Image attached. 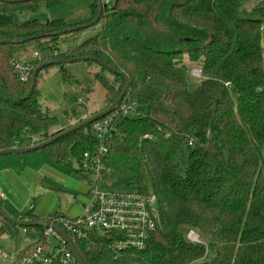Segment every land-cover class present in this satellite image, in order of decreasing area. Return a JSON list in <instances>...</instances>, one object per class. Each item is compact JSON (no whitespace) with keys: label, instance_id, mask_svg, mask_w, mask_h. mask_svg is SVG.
Instances as JSON below:
<instances>
[{"label":"trees","instance_id":"16d2710c","mask_svg":"<svg viewBox=\"0 0 264 264\" xmlns=\"http://www.w3.org/2000/svg\"><path fill=\"white\" fill-rule=\"evenodd\" d=\"M38 1L0 0V151L65 130L49 133L55 117L43 110L37 85L26 97L32 80L20 81L14 62L28 44L50 51L34 61L37 67L86 56L102 68L94 75L106 92L103 109L122 95L115 110L129 100L138 104L113 120L106 165L126 174L135 191L157 198V225L142 248L117 246V235L67 233L83 263L264 264V0H93L88 17L21 21ZM99 14L89 27L98 26L94 35L55 48ZM35 35L41 38L17 42ZM57 64L64 81L76 82L65 63ZM194 68L201 70L198 82ZM111 113L42 148L55 162L72 156L82 164L84 153L97 148L94 123ZM21 227L0 212V237ZM33 227L39 235L45 228ZM192 230L199 242L188 239Z\"/></svg>","mask_w":264,"mask_h":264},{"label":"rangeland","instance_id":"374dc122","mask_svg":"<svg viewBox=\"0 0 264 264\" xmlns=\"http://www.w3.org/2000/svg\"><path fill=\"white\" fill-rule=\"evenodd\" d=\"M49 1L51 2V5H48L46 0H39L35 11L20 14L19 19L21 21L38 19L41 22L55 19L71 21L73 19L88 17L92 14L91 5L93 0H54V3L53 0ZM97 30L98 26L96 28L88 27L86 31L82 32L81 34L78 33L76 38H65V41L60 39L55 48H58L60 51H65L69 47L73 48V46H75L78 42L94 35ZM27 47V52L30 50L28 56H32V52L34 50H36V52L38 50V52H41L43 55H46L50 52L48 49L42 50L38 48L33 43L28 44ZM79 58H81V56L63 59ZM89 63L90 62L88 59L65 63V69L70 72V74L75 78L76 82L64 81L60 74L61 67L58 64H52L38 73L36 85L40 95V103L45 112H48L50 115L55 117L54 122L49 128L50 134L57 133L61 129L68 130L76 126L77 124L87 120L97 113H100L107 104L105 98V89L103 85L98 80H96L94 75L96 72L101 71L102 68L97 63L91 65H89ZM200 71L201 70L197 68L191 70V75L195 82H198L200 79ZM108 73L109 72L106 71V75L110 74ZM141 109L143 110V113L148 111L144 104H141ZM51 138H53V136ZM39 151L40 152H37L39 155H45L46 153L43 149ZM78 167V160L70 156V160L68 162H64L62 170L65 173H69L74 172V169ZM85 175L87 176L85 185L89 188V182L95 181L96 177L94 174L90 173ZM67 183L68 184L64 185V187H57L56 190H54L55 199L57 202L54 212L69 213L68 210L71 208L72 215H76L75 209L83 204L81 194L84 195V192H86V196H88L89 199L90 194L88 193L89 191L87 188L85 190L84 187H80V184L76 185L74 180H68ZM96 186L99 190H111L115 192L136 190V187L130 183L129 177L121 172H112L107 180H100ZM4 203L5 201H2L1 203L3 210ZM155 207L157 209V204ZM49 223L60 227L67 234V232L60 225L52 222ZM24 231L26 233H24ZM195 233L198 235L197 231ZM25 238H29L30 242L26 243ZM39 238L40 235H38L37 229L35 227L22 226L18 235H3L0 237V255L3 256L14 254L20 257L23 252L32 248L33 243L37 242ZM2 256L0 258V264H8V262H3L1 260L3 259Z\"/></svg>","mask_w":264,"mask_h":264},{"label":"built area","instance_id":"2783aa9c","mask_svg":"<svg viewBox=\"0 0 264 264\" xmlns=\"http://www.w3.org/2000/svg\"><path fill=\"white\" fill-rule=\"evenodd\" d=\"M34 58L41 59L40 53L35 51ZM14 68L20 81L26 83L32 80L35 68L32 62L17 59ZM137 106V102L133 100L123 102L106 118L94 123L97 148L92 153H84L79 167L85 173L94 174L96 180L89 182L90 199L85 205L84 214L73 219H58L57 225L67 233L81 237L84 236L82 229H85L103 236L117 235V246L142 248L155 230L158 214L155 195L148 196L135 190L127 192L99 190L96 186L100 180L112 173L105 162L108 154L105 143L113 130V120L119 113L129 114ZM4 198L5 194L0 188V200ZM188 238L193 242H199L194 231L189 232ZM2 258L1 260L8 264H74L75 261L74 254L62 235L52 227L45 228L39 240L20 257L12 254L3 255Z\"/></svg>","mask_w":264,"mask_h":264},{"label":"crops","instance_id":"0c3cea01","mask_svg":"<svg viewBox=\"0 0 264 264\" xmlns=\"http://www.w3.org/2000/svg\"><path fill=\"white\" fill-rule=\"evenodd\" d=\"M35 51L32 52V56H28L30 50L25 52L18 60L34 64ZM41 149L43 148L25 153L0 155V188L5 194V198L1 200L5 201L4 211L12 218L29 221L31 217L38 221L54 214L70 219L82 216L84 206L89 201L86 192L84 195L81 194L83 204L75 209L76 215H72L71 208L68 210L69 213L54 212L57 206L54 190L57 187H64L68 180H74L76 185L80 184L81 188L84 187L85 190L87 188L89 191L85 185L87 179L85 174L88 173L83 172L80 167L74 169V172L65 173L62 170L64 162L53 161L47 149H43L45 155L37 154ZM65 162H68V159ZM19 232L20 228L16 235ZM37 233L40 234L38 229ZM25 242L29 243L30 239L25 238Z\"/></svg>","mask_w":264,"mask_h":264},{"label":"water","instance_id":"95a60500","mask_svg":"<svg viewBox=\"0 0 264 264\" xmlns=\"http://www.w3.org/2000/svg\"><path fill=\"white\" fill-rule=\"evenodd\" d=\"M5 1H8V2H22V1H29V0H5ZM99 19H100V14L93 21H91L90 23L85 24L82 27H77V28H75V30H78L80 28H88V27L98 23ZM38 38H41V35H35V36H32V37H30L28 39H21V40H18L17 42H25L26 40H34V39H38ZM86 59H89V58L81 57L79 59H60V60L46 61V62L42 63L34 71L31 87H30L29 93L26 95V97L30 96L33 93V91L35 89V86H36L38 73L45 66L52 65V64H57V63H68V62H73V61H77V60H86ZM92 59L94 61L98 62V63L103 64L106 68H108L110 70H114V68L112 66H110L109 64H107L105 62H102V60H100L99 58L92 57ZM122 98H123V95L120 97L119 100H121ZM119 100H117L114 104L110 105L109 107L103 109L100 113H97L96 115L88 118L87 120L77 124L76 126L70 128L68 130L62 131L57 136L51 138L50 140H48V141H46L44 143H41V144H38V145H35V146H32V147H28V148H15V149H9V150H5V151H0V155L10 154V153H25V152L38 150V149L48 145L49 143L55 141L56 139L60 138L61 136H64V135H66V134H68V133H70V132H72V131H74V130H76L78 128H81V127L85 126L86 124L93 123L95 120H98L99 118L107 115L108 113H111V112L115 111L116 105L118 104ZM0 212L3 215H5L6 217H8L9 219H11L14 222H16L20 226H30V227H33V226L50 227V226H52V227H54L56 229V231H58L62 235V237L64 238V240L66 241V243L70 247L71 251L75 255L78 263L79 264H84L82 259H81L80 254L77 251L76 247L74 246L72 240L70 239V237L60 227H58L56 225H53V224H51L49 222L43 221V220L29 221V220H20V219L12 218L3 210V208L1 206H0Z\"/></svg>","mask_w":264,"mask_h":264}]
</instances>
